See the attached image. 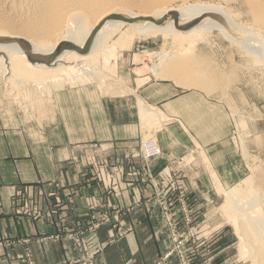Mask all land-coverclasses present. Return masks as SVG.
<instances>
[{
	"label": "rangeland",
	"instance_id": "obj_1",
	"mask_svg": "<svg viewBox=\"0 0 264 264\" xmlns=\"http://www.w3.org/2000/svg\"><path fill=\"white\" fill-rule=\"evenodd\" d=\"M187 4L224 9L236 24L243 27L252 26L235 3L230 4L222 0H190ZM172 17L176 27L183 31L195 27L205 19L204 16L194 20L192 24L182 26L178 12H174ZM167 18L168 16H164L159 24L162 25ZM206 34L204 41L189 48L188 52L187 40L183 39L185 35L166 41H163L161 36L121 40L107 54L113 56L109 64L104 65L103 59L99 58L97 66L101 73L91 69L97 76L107 79L103 80L101 85L81 74L71 72L62 76L55 75L51 70L35 72L28 77L33 92L24 94V91H20L19 104L6 93L8 85L0 78V182L5 187L12 188L9 193L8 214H17L32 220L43 219L45 214L40 207L43 200L36 196L46 195L48 199L55 197L57 201L58 195L62 193L60 184H51L40 177L30 176L32 171L27 164L22 163L18 168V163L26 159L23 156L30 150L27 146L29 138L37 139L39 145L37 148L32 147V150H37L39 154L45 152L41 146L46 136L59 143L69 133L77 140L74 136L77 134L76 128H80L76 124L81 121L79 113L83 110L82 102L89 105L86 106L88 112H93L95 99L99 96H118L120 92V95L125 94L127 85L131 83L135 82V86H141L144 81L167 82L177 87L180 92H194L198 96L197 108H186L173 122L183 140L189 143L197 141L201 145L200 152L196 151L198 148H188L185 157L188 160L192 156H200L203 160L202 166L208 170L205 175L209 176L205 179H185L190 186L200 191L197 195L177 197L181 198L180 225L173 222L169 208L164 206L166 197L163 194L159 197L157 193L154 194L156 202H161L163 206L160 215L162 227L170 237L168 252L173 251L172 256L176 257L179 264H254L245 252L244 239L241 240L235 204L226 200L223 190L243 191L244 196L241 195V198H244L246 193L256 195L260 201L259 212L264 214V66L253 63L251 57L244 55L238 47L230 45L218 32L211 30ZM92 36L84 49L86 55ZM62 45L59 47V53L65 50ZM199 47L203 49L199 50ZM164 50H173L191 58L200 56V67L204 66L206 73H210L207 75L216 81L217 86L213 85L216 88L204 91L197 86L184 85L183 79L166 70L169 64L166 67L167 63L156 60L155 55ZM55 56H52L49 62L53 61ZM163 67L165 71H161ZM204 67L201 68L202 71ZM164 72L170 76H164ZM175 78L177 79L174 80ZM107 83L108 87L114 84L118 90L113 91L115 87L108 88ZM91 117L93 118V114ZM141 127L138 126L136 132L137 142H142L135 144L134 148L144 162L156 160L162 155L157 138L151 135L145 140V130ZM19 138L24 140L22 146L19 145ZM3 140L7 143L6 146L3 145ZM149 140L155 141L159 155L146 161L142 146ZM203 145L208 149H203ZM3 156H6L5 159ZM93 158L91 153L84 160L86 168L93 170ZM38 165L36 174L40 176L44 173L45 163ZM19 173L21 177L17 178ZM51 187H54L55 191L50 190ZM150 187L157 192L158 180L150 181ZM47 189L50 192L45 191ZM170 197L172 196H168ZM189 206H193L194 210ZM100 229L99 224L93 222L68 235L78 253L77 264L95 263V258L103 246L95 240ZM172 236H177L176 241H173ZM24 261L30 264L28 258Z\"/></svg>",
	"mask_w": 264,
	"mask_h": 264
},
{
	"label": "crops",
	"instance_id": "obj_2",
	"mask_svg": "<svg viewBox=\"0 0 264 264\" xmlns=\"http://www.w3.org/2000/svg\"><path fill=\"white\" fill-rule=\"evenodd\" d=\"M176 88L161 81L131 83L125 94L94 98L92 113L82 102L77 140L69 133L59 143L46 136L41 146L45 152L39 154L32 150L39 145L37 139L29 138L30 150L21 155L26 159L18 168L27 164L30 176L60 184L62 193L57 201L37 195L43 200L40 207L45 217L32 220L8 214L12 188L0 182V264H27L25 258L30 264H77L78 253L68 235L93 222L101 228L95 239L103 244L94 264H179L174 256L164 258L170 237L162 227L163 206L154 194L166 197L164 206L180 225L181 198L177 197L200 191L185 179L209 176L200 156L185 157L188 148H198V152L201 145L183 140L173 122L186 108H197L198 96ZM138 126L145 130V140L151 135L157 138L162 150L158 159L144 162L137 153L135 144L142 142H137ZM19 140L22 146L24 140ZM3 145H7L5 140ZM91 153L93 170L84 164ZM39 163H45L40 176L36 174ZM152 180L159 182L157 192L150 187ZM50 190L55 191L54 187Z\"/></svg>",
	"mask_w": 264,
	"mask_h": 264
},
{
	"label": "bare ground",
	"instance_id": "obj_3",
	"mask_svg": "<svg viewBox=\"0 0 264 264\" xmlns=\"http://www.w3.org/2000/svg\"><path fill=\"white\" fill-rule=\"evenodd\" d=\"M187 1L190 0H0V78L8 85L6 93L18 103L20 91H24V94L33 92L28 77L35 72L48 70L58 76L67 75L68 72L81 74L101 85L107 79L91 71L101 73L97 66L99 58L103 59L104 65L109 64L113 56L107 54L115 44L127 38L137 40L141 36H161L166 41L185 35L182 37L187 40L188 52L189 48L204 41V34L213 30L230 45L238 47L244 55L251 57L253 63L264 66V0H222L237 4L245 18L252 23L251 27L236 24L224 9L189 5ZM174 12L179 13L182 26L204 16L205 19L183 31L172 21ZM164 16L168 18L160 25ZM90 36L86 55L84 49ZM61 45L69 51L59 53ZM54 55L53 61L49 62ZM155 57L160 63H167L166 67L169 64L170 70H166L183 79L184 82L180 81L184 85L197 86L204 91L217 86L213 77L210 79L207 75L210 73H206L204 66L205 73L201 70L200 56L191 58L173 50H164ZM165 73L167 77L168 73ZM110 87L117 88L113 91L118 90L114 84ZM223 192L226 200L235 204L245 252L254 264H264V214L259 212V198L252 193H246L241 198L244 192L238 190Z\"/></svg>",
	"mask_w": 264,
	"mask_h": 264
},
{
	"label": "built area",
	"instance_id": "obj_4",
	"mask_svg": "<svg viewBox=\"0 0 264 264\" xmlns=\"http://www.w3.org/2000/svg\"><path fill=\"white\" fill-rule=\"evenodd\" d=\"M142 153L144 156V159L146 161H150L156 157H158L159 155V149L155 143V141L153 140H149L147 142H145V144L142 146ZM177 238V236H172L173 241H176L175 239ZM96 240V239H95ZM174 250V249H173ZM172 252L173 251H169L166 255H165V259H168L172 256Z\"/></svg>",
	"mask_w": 264,
	"mask_h": 264
}]
</instances>
